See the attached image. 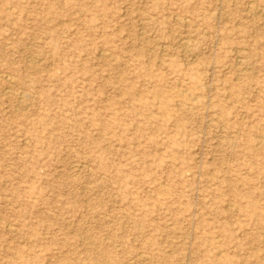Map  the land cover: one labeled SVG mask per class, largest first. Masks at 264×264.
<instances>
[{
  "label": "rangeland",
  "instance_id": "1",
  "mask_svg": "<svg viewBox=\"0 0 264 264\" xmlns=\"http://www.w3.org/2000/svg\"><path fill=\"white\" fill-rule=\"evenodd\" d=\"M262 11L0 0V264H264Z\"/></svg>",
  "mask_w": 264,
  "mask_h": 264
},
{
  "label": "bare ground",
  "instance_id": "2",
  "mask_svg": "<svg viewBox=\"0 0 264 264\" xmlns=\"http://www.w3.org/2000/svg\"><path fill=\"white\" fill-rule=\"evenodd\" d=\"M262 13H264L263 11H262ZM147 30V29H146ZM187 45V44H186ZM186 45H184V46H186ZM188 48H189V46H187ZM186 54V53H185ZM11 80V79H10ZM10 80H8V82L10 81ZM20 103V102H19ZM23 106V105H22ZM24 111V110H23Z\"/></svg>",
  "mask_w": 264,
  "mask_h": 264
}]
</instances>
